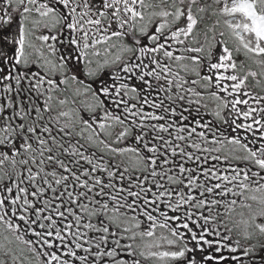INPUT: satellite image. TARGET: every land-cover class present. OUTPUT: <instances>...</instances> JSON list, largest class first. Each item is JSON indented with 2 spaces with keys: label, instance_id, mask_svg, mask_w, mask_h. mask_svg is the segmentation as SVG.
<instances>
[{
  "label": "snow or ice",
  "instance_id": "1",
  "mask_svg": "<svg viewBox=\"0 0 264 264\" xmlns=\"http://www.w3.org/2000/svg\"><path fill=\"white\" fill-rule=\"evenodd\" d=\"M258 75L264 0H0V264H264Z\"/></svg>",
  "mask_w": 264,
  "mask_h": 264
},
{
  "label": "flooded vegetation",
  "instance_id": "2",
  "mask_svg": "<svg viewBox=\"0 0 264 264\" xmlns=\"http://www.w3.org/2000/svg\"><path fill=\"white\" fill-rule=\"evenodd\" d=\"M240 58H242V56H240L238 59H240ZM250 67H251V70L257 71L259 73L260 69H259V67L257 65L252 64V65H250ZM256 79H264V77H261V76L258 75ZM249 82H250V84H254L255 83V80H253L252 78H250V81ZM257 91H259V89H257ZM206 102L209 104V109H211L213 107L212 102L211 101H206ZM208 118H212V117L209 116ZM237 211L239 212L240 209L238 208Z\"/></svg>",
  "mask_w": 264,
  "mask_h": 264
},
{
  "label": "trees",
  "instance_id": "3",
  "mask_svg": "<svg viewBox=\"0 0 264 264\" xmlns=\"http://www.w3.org/2000/svg\"><path fill=\"white\" fill-rule=\"evenodd\" d=\"M208 119H211V118H208Z\"/></svg>",
  "mask_w": 264,
  "mask_h": 264
}]
</instances>
